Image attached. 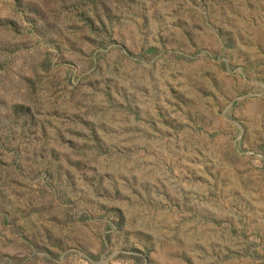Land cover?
I'll list each match as a JSON object with an SVG mask.
<instances>
[{"label": "rangeland", "instance_id": "1", "mask_svg": "<svg viewBox=\"0 0 264 264\" xmlns=\"http://www.w3.org/2000/svg\"><path fill=\"white\" fill-rule=\"evenodd\" d=\"M0 264H264V0H0Z\"/></svg>", "mask_w": 264, "mask_h": 264}]
</instances>
